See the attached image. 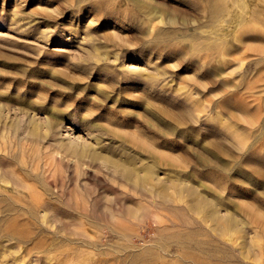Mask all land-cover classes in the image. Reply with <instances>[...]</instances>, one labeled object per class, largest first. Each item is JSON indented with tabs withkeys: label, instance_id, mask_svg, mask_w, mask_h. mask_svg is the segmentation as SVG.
Returning <instances> with one entry per match:
<instances>
[{
	"label": "rangeland",
	"instance_id": "obj_1",
	"mask_svg": "<svg viewBox=\"0 0 264 264\" xmlns=\"http://www.w3.org/2000/svg\"><path fill=\"white\" fill-rule=\"evenodd\" d=\"M261 1L0 0V264H264Z\"/></svg>",
	"mask_w": 264,
	"mask_h": 264
},
{
	"label": "bare ground",
	"instance_id": "obj_2",
	"mask_svg": "<svg viewBox=\"0 0 264 264\" xmlns=\"http://www.w3.org/2000/svg\"><path fill=\"white\" fill-rule=\"evenodd\" d=\"M259 2V1H258ZM262 2V1H261ZM262 3H264V2H262ZM243 5V4H242ZM239 6V5H238ZM237 6V7H238ZM248 6V5H247ZM250 8V7H249ZM217 9H219V8H217ZM244 9V8H243ZM248 9V8H247ZM262 9V8H261ZM221 10V9H220ZM262 11H264V9H262ZM216 12V11H215ZM254 123V122H253ZM256 140V139H255ZM140 179V178H139ZM146 181V180H145ZM143 183V182H142ZM136 188V187H135ZM140 191V190H139ZM134 192V191H133ZM141 198V197H140ZM143 198V197H142ZM153 199V198H152ZM147 200V199H146ZM146 202V201H145ZM167 228V227H166ZM204 233V232H203ZM176 234V233H175ZM179 234V233H178ZM176 236H177V234H176ZM175 236V237H176ZM171 244V243H170ZM145 245V244H144ZM143 249H144V247H142ZM169 249V248H168ZM198 259V258H197ZM196 260V259H195ZM200 262H201V260H200Z\"/></svg>",
	"mask_w": 264,
	"mask_h": 264
}]
</instances>
